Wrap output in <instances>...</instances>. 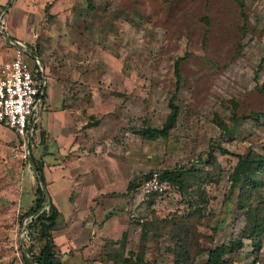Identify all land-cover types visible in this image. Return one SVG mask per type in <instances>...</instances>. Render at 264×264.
Returning a JSON list of instances; mask_svg holds the SVG:
<instances>
[{"label":"rangeland","instance_id":"obj_1","mask_svg":"<svg viewBox=\"0 0 264 264\" xmlns=\"http://www.w3.org/2000/svg\"><path fill=\"white\" fill-rule=\"evenodd\" d=\"M14 40L41 61L47 93L30 140L0 127V264L39 253L28 229L41 186L31 159L54 174L64 136L75 179L53 202L119 215L105 252H94L104 264L140 252L175 264L181 245L197 263L226 245L229 264H264V233L247 235L248 210L264 216V169L257 190L245 178L232 188L238 156H264V0H0V64ZM172 98L175 128L145 138L142 129L166 123ZM177 168L181 184L145 186L150 172ZM109 179L107 198H95ZM55 187L46 186L52 200Z\"/></svg>","mask_w":264,"mask_h":264},{"label":"trees","instance_id":"obj_2","mask_svg":"<svg viewBox=\"0 0 264 264\" xmlns=\"http://www.w3.org/2000/svg\"><path fill=\"white\" fill-rule=\"evenodd\" d=\"M175 74L177 79L180 80V60L175 64ZM39 79H42V74H37ZM47 93V92H46ZM41 94L40 98H43L45 103V97ZM169 107L171 109L170 114L167 117L166 123L162 128H151L147 127L141 130V134L151 140H156L159 138H166L169 136L170 131L175 128L178 117H179V107L174 102L172 98L169 102ZM239 163L235 167L232 174V188L235 189L236 185L241 179H249L252 190H257L260 187L258 182V177L256 174L264 169V156L258 155L256 153H250L246 156H238ZM36 167V175L38 182L41 186L37 189L35 194L36 199L33 206L27 212V216H34L33 220L30 222L28 227L31 235H35L38 240L42 243L39 253H34L33 249L28 250L29 257L24 253V260L29 264H63L60 259V253L58 251V246L55 242L53 231L58 224V219L60 217V211L54 204L52 199L47 200V182L44 175L43 164L36 163V160L31 159ZM183 175V170L177 168L174 170H165L161 173L150 172L144 176L143 180L147 181L150 179L157 178L161 184H181V176ZM142 179L135 178L128 185L127 194L134 193L139 187ZM244 204H240V208H244ZM252 207V206H251ZM48 208V209H46ZM249 219L252 221L250 224L247 235L256 236L260 232L264 233V216L259 217L254 215V210L251 208L248 210ZM145 228L143 227V235L145 234ZM146 235V234H145ZM232 252V247L222 245L213 249L208 250V259L205 263H197L195 258H190L189 249L185 245H181L176 252L175 264H229L225 259L227 255ZM124 264H158L156 262L147 261L144 252H140L133 258H124L122 261ZM119 264V263H118ZM121 264V262H120Z\"/></svg>","mask_w":264,"mask_h":264},{"label":"crops","instance_id":"obj_3","mask_svg":"<svg viewBox=\"0 0 264 264\" xmlns=\"http://www.w3.org/2000/svg\"><path fill=\"white\" fill-rule=\"evenodd\" d=\"M8 40H12L11 38H8ZM11 55L13 56V49L10 48ZM5 62V61H4ZM3 62V63H4ZM2 63V62H1ZM1 65V64H0ZM47 92V88H46ZM4 125L0 124V127ZM5 127V126H4ZM13 133V131H12ZM60 150L57 154H54L56 157L59 158V160H63L64 162L59 163L56 165V172L54 174L47 175V172H45V179L47 183L56 182L57 187L59 191H57V197L54 196L52 193V197L54 202H56L59 198V196L63 192L66 191L67 186V180L75 179V171L73 170V159L69 161V159L65 158L66 155H68V150H70V147L66 146L68 142V136H64L63 140H60ZM73 148V147H72ZM50 154V155H51ZM61 164V165H60ZM52 177V178H49ZM106 180V179H104ZM54 185V184H53ZM104 187L99 186L98 188H95V192L93 196L99 195L103 199H106L105 196L108 192L111 191V181L109 179L108 182H104ZM101 187V188H100ZM94 191V190H93ZM37 191H35L36 193ZM103 195V196H102ZM82 197V195H81ZM81 199V198H77ZM86 199V198H85ZM57 208L60 211V217L58 219V224L54 229L55 232V242L58 246V251L60 253V259L63 262V264H104L102 259H99V256H95L96 249L102 250L105 252L106 250V243L108 240V237L111 233V227L113 226V223L117 221L119 218V215L113 214L110 215L108 218L105 215V210H93L91 209L89 212L85 211L84 209L75 208L74 205L72 209L69 210V212H65V210L58 206L56 203H54ZM60 205V204H59ZM78 205V204H77ZM91 215V217H94V219L91 221V223H87V217ZM100 215L103 217L101 218ZM126 233V232H125ZM95 252V253H94ZM102 253V251H100ZM99 255V254H98ZM103 255H106V253H103ZM105 257V256H104Z\"/></svg>","mask_w":264,"mask_h":264},{"label":"built area","instance_id":"obj_4","mask_svg":"<svg viewBox=\"0 0 264 264\" xmlns=\"http://www.w3.org/2000/svg\"><path fill=\"white\" fill-rule=\"evenodd\" d=\"M14 41L11 42L12 58L0 65V124L17 136L30 140L37 129V114L44 108L43 98L39 95L47 82L44 75L42 79L38 78L42 63L30 54L28 44ZM145 186L150 190H163L157 178L148 180Z\"/></svg>","mask_w":264,"mask_h":264},{"label":"water","instance_id":"obj_5","mask_svg":"<svg viewBox=\"0 0 264 264\" xmlns=\"http://www.w3.org/2000/svg\"><path fill=\"white\" fill-rule=\"evenodd\" d=\"M45 93H46V87L43 88L42 96H44ZM32 166H33L34 170H36V167H35V165H34L33 163H32ZM47 200H48V201L50 200V195H49V193H47Z\"/></svg>","mask_w":264,"mask_h":264}]
</instances>
